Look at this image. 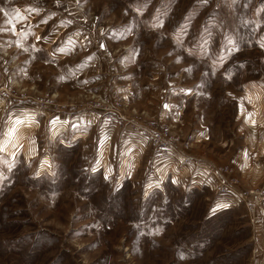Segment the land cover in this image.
<instances>
[{
    "label": "rangeland",
    "instance_id": "374dc122",
    "mask_svg": "<svg viewBox=\"0 0 264 264\" xmlns=\"http://www.w3.org/2000/svg\"><path fill=\"white\" fill-rule=\"evenodd\" d=\"M263 93L264 0H0V264H254L206 153Z\"/></svg>",
    "mask_w": 264,
    "mask_h": 264
},
{
    "label": "crops",
    "instance_id": "0c3cea01",
    "mask_svg": "<svg viewBox=\"0 0 264 264\" xmlns=\"http://www.w3.org/2000/svg\"><path fill=\"white\" fill-rule=\"evenodd\" d=\"M240 107L237 110L235 121H238L237 135L239 136V150L235 156L216 155L207 151V163L216 167H231V179L238 183L237 189L246 192L251 188L258 187L264 181V93L253 99L239 97ZM196 141V140H195ZM198 140L194 144H198ZM225 146V145H224ZM201 155V154H199ZM199 159V158H198ZM206 175L200 172L193 175L192 181L200 183L206 181L214 187V176L209 177L208 165L205 164ZM235 192L220 197V205L234 206ZM225 208V207H223ZM232 207L231 209H233ZM252 230V258L254 264L264 263V203L251 214L246 215Z\"/></svg>",
    "mask_w": 264,
    "mask_h": 264
},
{
    "label": "built area",
    "instance_id": "2783aa9c",
    "mask_svg": "<svg viewBox=\"0 0 264 264\" xmlns=\"http://www.w3.org/2000/svg\"><path fill=\"white\" fill-rule=\"evenodd\" d=\"M211 171L220 177V184L223 187L222 193L227 195L232 191L235 192L236 198L234 199V204H243L248 213H253L264 203V181L258 187L251 188L242 193L237 189V181L230 178L231 169L229 167H216L212 165Z\"/></svg>",
    "mask_w": 264,
    "mask_h": 264
}]
</instances>
